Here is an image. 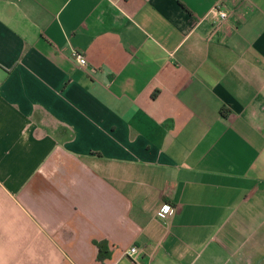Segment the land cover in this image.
Instances as JSON below:
<instances>
[{
    "label": "crops",
    "instance_id": "0c3cea01",
    "mask_svg": "<svg viewBox=\"0 0 264 264\" xmlns=\"http://www.w3.org/2000/svg\"><path fill=\"white\" fill-rule=\"evenodd\" d=\"M0 264H264V0H0Z\"/></svg>",
    "mask_w": 264,
    "mask_h": 264
},
{
    "label": "built area",
    "instance_id": "2783aa9c",
    "mask_svg": "<svg viewBox=\"0 0 264 264\" xmlns=\"http://www.w3.org/2000/svg\"><path fill=\"white\" fill-rule=\"evenodd\" d=\"M227 16H228V11L224 8L222 3L218 1L210 8L208 12H206L202 16V18H209L213 25V31H215L216 29L220 27V24L222 23V21H224L227 18ZM75 55H76L77 61L81 65L86 64L87 60L83 54L77 53L75 51ZM174 211H175V207L168 203H163L158 209L159 214L167 215V216H171ZM136 250H137V247L135 245L130 246L129 249L127 250V254L135 253Z\"/></svg>",
    "mask_w": 264,
    "mask_h": 264
},
{
    "label": "trees",
    "instance_id": "16d2710c",
    "mask_svg": "<svg viewBox=\"0 0 264 264\" xmlns=\"http://www.w3.org/2000/svg\"><path fill=\"white\" fill-rule=\"evenodd\" d=\"M221 111H223V109ZM96 244L98 246L97 257L103 259L108 253V250L105 249L106 242L104 240L102 241L100 240V241H96Z\"/></svg>",
    "mask_w": 264,
    "mask_h": 264
},
{
    "label": "snow or ice",
    "instance_id": "6c2138e0",
    "mask_svg": "<svg viewBox=\"0 0 264 264\" xmlns=\"http://www.w3.org/2000/svg\"><path fill=\"white\" fill-rule=\"evenodd\" d=\"M166 210V209H165Z\"/></svg>",
    "mask_w": 264,
    "mask_h": 264
}]
</instances>
